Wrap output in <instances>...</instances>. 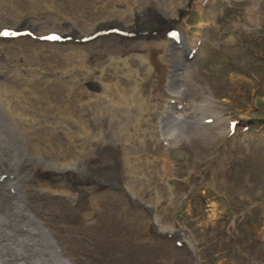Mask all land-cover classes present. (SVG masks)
Segmentation results:
<instances>
[{
  "label": "bare ground",
  "instance_id": "obj_1",
  "mask_svg": "<svg viewBox=\"0 0 264 264\" xmlns=\"http://www.w3.org/2000/svg\"><path fill=\"white\" fill-rule=\"evenodd\" d=\"M188 2L102 0L88 17H75V9L58 17L51 12L54 0H28L23 7L14 0H0V173L17 174L14 182L0 184V264H82L83 250L66 236L64 225L51 221L54 192L58 194L54 199L61 200L78 223L100 231L107 223L112 224L110 229L118 224L114 236L134 237L140 248L163 241L152 237L154 228L171 232L157 213L165 193L152 177L153 171L150 179H125L120 148L129 142L134 158L142 151L138 150L142 143L147 151L151 145L157 157L148 158L146 151L144 158H135L161 166L159 179L166 183L165 175H172L167 144L191 139L212 144L216 139L210 128L200 124L207 116L224 120L222 106L195 82L192 71L187 72L185 85L170 83L178 68L167 53L174 47L173 38L163 32L179 19ZM108 4H114L113 8ZM114 26L134 34L114 32L84 43L64 42L60 49L68 53L61 54L65 65L54 55H41V47L27 51L20 39L4 33L11 27L28 31L33 40L55 32L82 40L100 30H117ZM14 46L18 52L10 49ZM26 51L34 56L27 58ZM58 80H63L62 99ZM26 87L30 92H24ZM198 94L199 101L195 100ZM172 97H188L181 110L189 113L186 122L194 124L190 132L174 125L182 115L172 111L168 100ZM34 103L39 111L33 109ZM128 111L134 115L131 119ZM122 121L127 123L125 129L118 126ZM218 127L226 136L228 126L227 130L222 124ZM27 164L37 166L28 171L33 166ZM94 171L96 177L106 179H95ZM12 191L17 197L10 195Z\"/></svg>",
  "mask_w": 264,
  "mask_h": 264
},
{
  "label": "rangeland",
  "instance_id": "obj_2",
  "mask_svg": "<svg viewBox=\"0 0 264 264\" xmlns=\"http://www.w3.org/2000/svg\"><path fill=\"white\" fill-rule=\"evenodd\" d=\"M14 1L20 7L28 3V0ZM98 1L102 0H54L51 12L61 17L75 9V17H88L95 12L94 6L98 5ZM203 1L187 0L181 18L175 22L188 47L195 48L196 53L193 59L187 60L176 44L175 50L172 47L167 51L174 59L173 65L178 68L170 83L173 87L178 83L185 85L187 72H194L195 82L206 88L207 93L222 106L221 113L239 120L240 125L224 137L218 125L222 124L223 129L227 130V120L216 123L203 117V122L199 124L210 128L216 135L214 143L205 144L191 139L190 142L182 140L169 144L165 150L172 163V175H165V179H168L166 183L159 179L163 174L161 166L153 165L149 159L148 162L138 161L144 158L147 151L143 143L138 147L142 151L135 155L138 160L133 158L134 152L129 142L127 146H121V166L123 171L127 170L125 179L136 176L137 179H150L153 171L152 177L158 179L156 181L165 193L160 199L157 213L168 222L170 229L188 230L190 237L187 240H192L196 246L200 259L198 264H264V0H208L205 4ZM108 5L112 7L114 4ZM167 32L165 30L163 33ZM17 39L23 42L27 51L41 47V55H54L57 61L66 64L61 61L62 55H68L60 49L64 42L33 40L30 35L14 40ZM74 40L70 38L66 42L80 43ZM10 49L14 53L19 51L17 47ZM33 56L32 52L27 53V58ZM182 60L185 62H180ZM58 81L57 89L62 99L65 96L60 86L63 80ZM24 92H30V88H24ZM201 98L198 94L195 100ZM55 106L59 108L58 114L62 115V108L57 104ZM33 109L39 111V105L34 103ZM128 116L131 119L134 115L128 111ZM245 123L249 124V130L244 129ZM125 124L122 121L118 126L125 129ZM174 125L180 126L183 132H190L194 128V124L185 119ZM150 136L154 138L152 134ZM151 149L150 145L146 153L150 159L157 157ZM157 163L160 165L163 162ZM27 166H33L29 171L37 165ZM38 168L42 170L41 165ZM68 171L74 178L73 170L68 168ZM47 173L48 170L43 171V175ZM93 173L95 179H106L100 175L96 177L95 171ZM16 177L14 173L9 179L14 182ZM57 195L54 192L51 196V221L64 225L66 236L83 250L80 254L82 264H194L186 249L178 245L179 237L162 236L154 228L152 237L163 241L140 248L133 236L122 238L120 233L114 236L120 225L110 229L112 224L105 226L104 218L101 221L105 226L104 231L96 226L78 223L76 218L68 215L69 209L62 205L61 200L54 199ZM12 197H17V194L14 193ZM43 200L46 202L44 196ZM162 208L168 211L162 212ZM19 217L26 219L28 216ZM50 247L54 249V246Z\"/></svg>",
  "mask_w": 264,
  "mask_h": 264
}]
</instances>
